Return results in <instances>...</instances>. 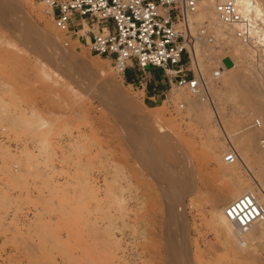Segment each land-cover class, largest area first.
I'll return each mask as SVG.
<instances>
[{
  "label": "rangeland",
  "instance_id": "374dc122",
  "mask_svg": "<svg viewBox=\"0 0 264 264\" xmlns=\"http://www.w3.org/2000/svg\"><path fill=\"white\" fill-rule=\"evenodd\" d=\"M4 1L0 264H264V235L236 250L213 216L233 179L259 197L264 189V57L255 56L264 52L218 44L217 37L202 45L235 61L230 66L225 57L228 72L215 75L221 62L203 56L220 128L208 104L202 117L179 97L192 95L186 87L173 84L150 97L146 82L154 73L147 67H129L139 79L125 81L111 58L91 54L58 28L44 3ZM256 1L264 13V0ZM207 18L195 28H208ZM231 148L255 171L238 164L234 178L222 174ZM171 236L177 251L168 246Z\"/></svg>",
  "mask_w": 264,
  "mask_h": 264
},
{
  "label": "built area",
  "instance_id": "2783aa9c",
  "mask_svg": "<svg viewBox=\"0 0 264 264\" xmlns=\"http://www.w3.org/2000/svg\"><path fill=\"white\" fill-rule=\"evenodd\" d=\"M38 1L49 8L58 28L71 36H79L91 54L111 58L118 72L123 74L130 62H135L140 69L159 67L170 86L176 84L192 91L200 88L202 80L205 82L192 68V52L188 49L196 40L190 17L200 2H214L218 18L233 29L234 37L242 44L254 49L264 47V13L258 11L256 0H251L247 7L240 0ZM95 25L97 32L92 30ZM77 26L89 29L78 34L74 30ZM200 35L214 41L205 26ZM255 56L264 57L256 52ZM225 57L215 74L227 67L223 62ZM231 59L234 66V58ZM237 158L232 148L225 154L226 162ZM225 215L238 231H247L264 219V208L252 193H245L226 206Z\"/></svg>",
  "mask_w": 264,
  "mask_h": 264
},
{
  "label": "bare ground",
  "instance_id": "6f19581e",
  "mask_svg": "<svg viewBox=\"0 0 264 264\" xmlns=\"http://www.w3.org/2000/svg\"><path fill=\"white\" fill-rule=\"evenodd\" d=\"M1 1V0H0ZM7 1V0H6ZM6 1H4L6 3ZM9 1V0H8ZM3 2V3H4ZM13 2V1H10V3ZM242 6L244 7H247L249 4H251V0H240ZM8 3V5L10 4ZM7 4V3H6ZM13 4V3H11ZM6 5V6H8ZM14 5V4H13ZM11 6V5H10ZM13 7V6H12ZM17 8V7H15ZM11 10V9H10ZM13 11V10H12ZM258 11H261L260 8H258ZM19 12V11H18ZM210 18L211 19V22H209V24L207 23V26L208 29H211L209 30L213 36H214V41L217 43L216 39L219 38L221 40L218 41V44L220 43H224L227 45L228 43H226V41H231V42H234L235 44H237L238 46H240V48H249V46H246L244 44H242L240 41H238L234 35H233V29L231 27H228L227 25L223 24L220 19L218 18L216 12H215V4L214 2L212 1H202L198 4L197 6V9L196 11L191 15L190 17V23H191V31L192 33H194L195 37H196V40L194 42V44H189L188 46V49L192 52V57H193V61H192V64L191 66H193L192 68L196 71V73L200 76V78L204 79L205 83H203V80H202V85L200 86V88L196 91H192L190 90L191 92V96H186V95H181L179 97H181L183 100H185L188 104H189V107H191L192 111L194 113H196L197 115L199 116H202L203 115V110H204V106L207 104L210 106V108H212V110L214 109V105H213V102H211V100L209 101V94H208V80H206L204 78V76L202 75V64H203V56L205 57H208V58H212L214 57L216 61L218 62H221V58L224 56V53L222 55H217L215 54L214 51H209L207 50H204V48H202V45H208V46H213L212 42H210L205 36H202L200 35V30H201V26L200 27H197L195 28V25L198 24V21H200L201 23V19H204V18ZM207 18V19H208ZM28 23V22H27ZM203 23V22H202ZM31 26V24H29ZM26 25V29H30L32 27ZM87 27V26H86ZM206 27V25H205ZM217 37V38H216ZM213 41V43H215ZM230 42V44H231ZM233 43V44H234ZM201 46V47H200ZM228 46V45H227ZM210 48V47H209ZM208 48V49H209ZM213 48V47H212ZM230 48V47H229ZM242 48V49H243ZM203 49V50H202ZM231 49V48H230ZM254 49V48H253ZM211 50V49H210ZM243 50H246V49H243ZM257 50L258 52L260 53H263L264 51V47L262 48H258V49H255ZM247 51V50H246ZM246 51H243L244 53H246ZM214 52V53H213ZM242 52V51H241ZM213 54V56H212ZM227 54V53H226ZM242 54V53H241ZM247 54V53H246ZM235 55V54H234ZM240 55V54H239ZM249 57V55H247ZM240 58V57H239ZM247 58V57H246ZM240 60V59H239ZM90 62V61H89ZM94 62V61H93ZM85 63V62H84ZM96 63V62H95ZM86 64V63H85ZM98 64V62H97ZM83 65V64H82ZM260 65V64H259ZM94 66V65H93ZM97 67V65H95ZM202 66V68H201ZM85 67V66H84ZM87 67V65H86ZM98 67H99V64H98ZM90 68L92 69V67L90 66ZM95 68V67H94ZM260 69V68H259ZM258 69V67L256 68V70H252V71H249L247 74L249 77H256V73L257 72H260ZM229 68L225 67L223 69V72H228ZM216 73V72H215ZM214 73V74H215ZM259 74V73H258ZM262 74V73H260ZM259 74V75H260ZM217 75V74H215ZM263 76V75H262ZM207 81V82H206ZM211 89V88H210ZM260 93L262 94V96L264 97V88L262 89H259ZM260 106H263L260 104ZM209 108V107H208ZM211 110V109H209ZM205 113V112H204ZM215 115H216V122L218 124V126L223 127V124H222V121L220 120V118L217 116V112L215 111L214 109V112H213ZM207 115V113H205ZM203 117V116H202ZM205 117V116H204ZM204 121V120H203ZM260 126L258 128H261L262 127V122L260 120H258ZM47 123V122H46ZM41 126V125H40ZM39 126V128H40ZM254 126V125H253ZM256 126V125H255ZM43 127H44V124H43ZM250 127V126H249ZM256 127V128H257ZM253 128V127H252ZM248 130V129H247ZM262 133H264V127H263V130H262ZM250 137L246 138L243 140V143L244 144H247L249 143V141H251V137L253 135H249ZM46 141V140H45ZM44 141V142H45ZM261 141V140H260ZM259 142V141H258ZM42 144V143H41ZM47 145V143H45ZM42 146V145H41ZM43 147V146H42ZM45 147V146H44ZM250 147V146H249ZM228 152V150L226 151V153ZM225 153V154H226ZM238 153V152H237ZM244 153V152H243ZM263 153V152H262ZM153 157V155H151ZM245 155L244 157L243 156H239L238 155V158L236 161H233V162H226L225 161V155L223 156V159L226 163H230L231 165H224L223 166V169L221 172H223L222 174H225V175H228L230 177H235L238 173V164H242L244 167H246V169L250 172L252 171H255L254 169V163L253 161L250 163H247L245 162ZM248 160V158H247ZM249 162V161H248ZM252 163V164H251ZM164 165V164H163ZM162 165V166H163ZM162 171V169H160ZM186 175V174H185ZM187 176V177H186ZM185 177L187 178V180H189V177H190V174L186 175ZM191 176H192V173H191ZM180 177V176H179ZM162 178V177H161ZM164 178V176H163ZM181 178V177H180ZM179 179V178H178ZM185 178H181V180L185 183L184 181ZM176 180V179H175ZM181 180H178L175 184H177V186H180V181ZM186 180V181H187ZM190 181V180H189ZM184 184V187L183 189L185 190H178L179 188L181 189V186L179 188L176 187V189L179 191L178 193L182 194V193H185L187 191V186L185 187V185H187V183ZM191 182V181H190ZM179 184V185H178ZM189 185H191L189 183ZM183 186V185H182ZM190 190V189H189ZM261 191H263L264 189L263 188H260ZM184 191V192H183ZM260 191L261 195L260 197L258 196L257 192L255 191V189L249 185V183H246L244 181H239V180H235L233 179L228 185L227 187L225 188V190L223 191L222 195L220 196L219 199H217L214 203H213V216H214V221H217L219 223V225L221 226V228L223 229L224 233H225V236L228 240L231 241L232 243V246L234 245L235 249L237 250H244L245 248H247V246L249 244H251V242L253 240H256V239H259L261 238L263 235H264V219L261 220V221H258L254 224H252V226L247 230V231H238L236 229V226L234 224V222H231L230 220L227 219L226 215H225V208L226 206L238 199L240 196H242L243 194L245 193H252L256 200L258 201V203H260L263 208H264V195L263 193ZM177 193V192H176ZM177 195V194H176ZM184 195V194H182ZM181 196V195H180ZM182 197V196H181ZM59 199V198H58ZM61 199V200H60ZM60 203L63 202V199L60 197ZM67 202V201H66ZM62 204V203H61ZM66 204V203H65ZM64 205V204H63ZM169 217L170 219H173L175 217V214L174 212L171 210L169 212ZM74 223V222H73ZM72 223V225H73ZM76 223V222H75ZM185 225V224H184ZM74 226V225H73ZM76 226V224H75ZM71 227V225H70ZM77 227V226H76ZM185 227V226H183ZM187 227V226H186ZM72 229V228H71ZM71 232V231H70ZM176 237L175 236H171L170 238V242H168V246H170V248L174 251H177L178 249V242L176 241L175 239ZM66 246V245H65ZM183 246V245H182ZM250 248V247H249ZM248 249V248H247ZM186 252V251H185ZM181 253H184L183 251H179L178 254H181ZM173 264V263H172Z\"/></svg>",
  "mask_w": 264,
  "mask_h": 264
},
{
  "label": "crops",
  "instance_id": "0c3cea01",
  "mask_svg": "<svg viewBox=\"0 0 264 264\" xmlns=\"http://www.w3.org/2000/svg\"><path fill=\"white\" fill-rule=\"evenodd\" d=\"M94 28H92L93 31H95ZM83 29L84 27L82 28L80 26H77L74 30L76 31V33L81 34L83 33L81 32L83 31ZM72 36H74L75 39L81 42V38L79 36H75V35H72ZM226 57L232 58L231 55H226ZM134 66H136L135 62H130L129 66L126 68V70L123 73V77L125 81L131 84H134L139 79L138 74L134 70L129 68V67H134ZM230 66H232V64ZM147 68L150 69V72L154 73L153 77L150 78L148 82H146L147 92L149 93L150 97H155L157 95L163 94L167 90L168 86H170L163 70L159 67H154V66H148ZM138 70H141V69L138 68Z\"/></svg>",
  "mask_w": 264,
  "mask_h": 264
}]
</instances>
